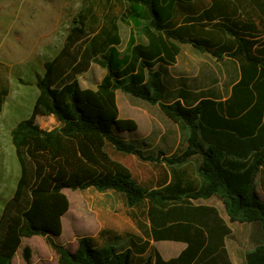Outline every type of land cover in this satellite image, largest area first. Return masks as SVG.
I'll return each instance as SVG.
<instances>
[{
    "label": "trees",
    "instance_id": "16d2710c",
    "mask_svg": "<svg viewBox=\"0 0 264 264\" xmlns=\"http://www.w3.org/2000/svg\"><path fill=\"white\" fill-rule=\"evenodd\" d=\"M95 1L83 0L59 49L44 61L36 78L30 115L10 130L19 175L0 212V264H12L22 240L34 235L45 239L58 264H192L205 244L200 228L177 222L151 228L156 240L187 243L169 260L157 252L135 256L130 247L117 244L115 235L101 243L82 235L71 249L57 241L70 204L63 189L112 190L128 207L216 195L230 223H258L264 232V199L255 182L264 166V0ZM117 7L122 9L119 19L132 22L146 44L136 43L131 36L126 49L118 50ZM184 44L218 62L228 56L239 63L240 78L225 102L230 129L221 134L211 128L216 102L206 95L192 93L199 101H188L189 85L181 81V94L168 100V67ZM92 63L106 72L95 88H83L78 75ZM7 73L0 62V110L8 92ZM230 79H235V66ZM118 90L157 105L185 132L183 146L163 156L137 139V122L119 115ZM41 116L54 117L59 126L42 128L36 120ZM222 134L226 142L218 138ZM113 153L165 162L173 179L163 187H144ZM191 158L197 161V180L181 186L175 183L176 176ZM100 235L106 232L101 230ZM31 256V247L24 246L26 264H31ZM244 264H264V242L245 253Z\"/></svg>",
    "mask_w": 264,
    "mask_h": 264
},
{
    "label": "rangeland",
    "instance_id": "374dc122",
    "mask_svg": "<svg viewBox=\"0 0 264 264\" xmlns=\"http://www.w3.org/2000/svg\"><path fill=\"white\" fill-rule=\"evenodd\" d=\"M82 2L83 0H0V62L8 68V92L0 110V212L4 201L12 195L19 175V164L10 141V130L17 122L30 115L37 94L34 84L36 78L43 71L44 61L52 58L59 49ZM115 10L121 38L118 50L123 52L126 49L131 36L136 43L146 44V38L134 29L132 22L126 23L119 19L122 9L117 7ZM227 68L224 62H216L209 54L197 52L190 45L184 44L182 53L171 70L172 73H179L181 81L186 84L209 83L216 76L217 85H223ZM105 72L97 63H92L87 71L78 75L81 87L95 88ZM117 102L120 117L132 118L139 124L138 135L149 144L150 149L164 154L172 151L175 145L170 142L177 136H180L181 143L176 150L184 143L185 132L181 129L177 131L175 124L156 105L133 98L119 90ZM36 120L42 128L59 126L52 116H41ZM163 136H166L167 144L161 142ZM112 155L130 169L139 184L147 188L159 185L170 168L165 162L141 161L133 155L119 153ZM196 162L195 158H191L184 168L193 171ZM256 186L264 199V166L256 176ZM63 192L70 204L62 217L63 230L57 241L68 244L71 249H75L77 238L84 234L90 235L99 243L104 238L108 239L111 235H100L99 224L114 228L111 232L122 238L121 241L116 240L120 246H126L129 240L144 236L142 226H147L148 212L150 214L153 207L147 202L128 207L119 193L112 190L100 192L92 187L63 189ZM175 204L176 209H172L176 211L168 210L167 203L154 208L153 224L160 225L171 218H190L186 203ZM231 226L232 229H226L227 242L236 264H244L245 253L264 242V232L258 223L234 222ZM222 234L220 229L213 232L210 243L213 249L221 248ZM26 245L32 249L31 264H58L54 251L39 235L22 240L12 264H26L22 259V249ZM220 259L213 257L208 263L217 264ZM221 260L228 262V255Z\"/></svg>",
    "mask_w": 264,
    "mask_h": 264
},
{
    "label": "crops",
    "instance_id": "0c3cea01",
    "mask_svg": "<svg viewBox=\"0 0 264 264\" xmlns=\"http://www.w3.org/2000/svg\"><path fill=\"white\" fill-rule=\"evenodd\" d=\"M261 37H264V34L261 35ZM189 45V44H188ZM191 46V45H190ZM194 49V48H193ZM197 51V50H196ZM198 52V51H197ZM182 53V46H181V52L177 56L176 61L178 57ZM201 53V52H200ZM213 58V57H212ZM214 59V58H213ZM215 60V59H214ZM176 61L168 67V76L167 81L169 83V99L168 100H173L176 97H178L181 92H180V74L179 73H172L171 68L176 65ZM216 61V60H215ZM218 62V61H216ZM224 63L228 66L226 72L224 73L225 76V83L223 85H217V77H213L209 83L205 84H188L189 88H187V95L186 99L188 101H192L194 104L199 101V98H196L194 94L192 93H202V95H206L205 98H208L216 104L214 105L213 109L216 113H214V119L212 121L214 122L211 125V128L221 134V132H225L229 130L230 128L227 126L226 120L229 119V114L227 113V107L225 102L227 100H230L232 97L233 89L232 86L234 83H236L239 78H240V70H239V63L237 60L225 56L224 57ZM233 66H235V79L234 81L230 79V76L233 73ZM239 94H237L238 97ZM237 100V99H236ZM235 100V101H236ZM116 101H117V91H116ZM221 103V104H220ZM118 106V102H117ZM157 106V105H156ZM158 107V106H157ZM119 110V106H118ZM163 114V113H162ZM164 115V114H163ZM239 114L238 116H240ZM165 116V115H164ZM166 117V116H165ZM167 118V117H166ZM168 119V118H167ZM171 121V120H170ZM172 122V121H171ZM175 124V128L178 131L180 127ZM138 125V130L136 133V138L141 139L142 138L138 135L139 131V124ZM231 125V124H229ZM241 130V129H239ZM162 132L164 130L162 129ZM166 136H163L161 138V142L163 144H167V141L165 139ZM218 138L222 142H226V136L222 134V137L218 135ZM145 142V141H144ZM220 142V141H219ZM147 143V142H146ZM181 143V138L180 136H177L170 142L171 145H175L174 149L169 152H165L164 156H168L169 154L176 152L177 150V145ZM169 144V143H168ZM184 144V143H183ZM182 144V146H183ZM162 164L164 162H161ZM175 183L179 182L181 186H185L189 181L197 180V175H196V170L194 169L193 171H188L186 169H181L179 171V174L176 176ZM173 179L172 172L169 168V171L167 172V175L165 174L163 177L162 182L153 187V188H159L168 185ZM256 182V179H255ZM258 190V189H257ZM168 204V210L176 211L172 208L176 209V204L175 203H186L185 205L189 208L190 211V218L187 219H181V218H171L166 221H163L160 225H154L153 220H152V210L156 207H159L161 205H152L151 212L149 214L148 212V223L147 226L144 225L143 227V234L144 236L138 237L137 240H129V244L123 247H130L133 251V254L135 256H145L150 253L155 254L156 252L164 259V260H169L171 258L177 257L186 247L187 243L183 241L182 239H159L156 240L152 237L151 234V228H163L166 226H169L171 224L181 222V223H186V224H192L193 226H196L197 228H200L205 235V244L203 247L200 249L198 252L196 258L192 262V264H209L208 260L210 258H224V256L227 254L229 257L228 262L226 260H221L217 264H236V261L234 260L233 253L230 249V246L227 242V235H226V229H232L231 223L228 221V217L226 216L223 208V202L220 197L213 195L208 199H201V200H192L189 198H183L182 201L180 202H175V201H168L166 202ZM147 204H149L147 202ZM165 204V203H164ZM222 230V239H221V248L216 250L213 249L212 246H210V243L212 242V235L214 231L217 230ZM105 231L106 235H115L118 236V240H122V238L119 237V234L112 233L111 231L114 230L113 227L110 226H102L99 224V231ZM98 231V232H99ZM112 233V234H110ZM88 235V234H84ZM90 236V235H88ZM107 239L104 238L103 241H106ZM147 242L146 247L143 248L144 243ZM119 245V244H118ZM120 246V245H119Z\"/></svg>",
    "mask_w": 264,
    "mask_h": 264
}]
</instances>
